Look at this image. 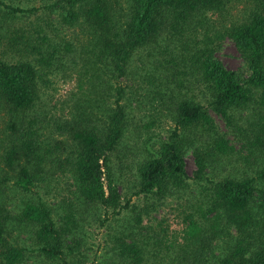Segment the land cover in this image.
<instances>
[{
  "label": "trees",
  "instance_id": "16d2710c",
  "mask_svg": "<svg viewBox=\"0 0 264 264\" xmlns=\"http://www.w3.org/2000/svg\"><path fill=\"white\" fill-rule=\"evenodd\" d=\"M33 1L0 0V118L8 131L0 135V264H23L28 254V246L9 234L16 227L29 229L30 251L45 264L103 263L80 254L74 205L93 217L104 214L102 224L129 206V200L120 204L111 157L133 120L118 79L128 78L139 51L149 62L146 84L159 76L152 89L157 87L158 104L173 125L155 149L147 143L146 155L136 162L134 195L142 206L130 204L127 223L107 234V261L152 264L136 238L142 235L139 212L176 201L184 214L178 242L170 247H177L178 256L162 263L264 264V0H45L38 7L29 4ZM237 5L242 6L234 15ZM44 15L61 27L84 29L91 62L117 83L100 116L87 112L83 120L59 126L70 147L41 138L44 120L33 108L42 68L53 60L77 62L78 48L56 29L20 25ZM224 37L243 59L244 77L214 55ZM31 52L44 66L34 63ZM245 110L248 129L238 124ZM240 139L251 158L240 172H234V163L222 175L219 167L234 156ZM188 150L195 166L191 176L183 160ZM58 170L70 179L72 200L52 207L41 191ZM9 192L20 203L8 207Z\"/></svg>",
  "mask_w": 264,
  "mask_h": 264
},
{
  "label": "rangeland",
  "instance_id": "374dc122",
  "mask_svg": "<svg viewBox=\"0 0 264 264\" xmlns=\"http://www.w3.org/2000/svg\"><path fill=\"white\" fill-rule=\"evenodd\" d=\"M29 4L36 7L44 6L46 1L34 0ZM29 4L27 6H30ZM241 6L237 5L233 8L234 15H237ZM44 16V18L29 17V19L23 20L20 25H24L26 28L27 22L28 24L33 22L34 26L37 24L42 28L56 29L59 36H64L65 39L73 42L75 47L78 48L77 56H75L77 62L74 63L69 59H65L62 60L63 63L53 60L50 66L41 64V66H44L42 68L43 75L36 82L37 100L33 108L36 113H40V118L44 120V128L40 130L41 138L48 142L54 139L69 145L71 141L68 139V134L62 128H59V126L62 127L67 123L75 124L83 120V116L87 112L100 116L110 87H116L117 83L111 80L108 71L98 69V64L91 62L90 54L92 51L88 50L92 47L88 45V36L84 29L79 27H61L58 25L57 20L53 19V16L51 18L46 15ZM80 49L81 52L83 51L82 54L79 53ZM85 50L87 53L84 54ZM145 54L146 52L141 51L136 53L132 58V67L128 78L118 79V82L125 88L126 95L131 101L133 120L131 121L129 130L124 134L117 152L113 153L111 157L112 174L114 184L120 195V204L123 205L129 200L128 205L130 206L133 203L136 209L141 204L140 198L134 195L136 190V162L139 158L146 155L148 149L147 143L150 149H155L173 125L169 112L158 104L157 98L159 95L156 94L157 87L156 90L155 88L152 89L154 84L158 86L159 76H156L149 84L145 82L147 77L145 71L149 65V62L145 59ZM30 55L34 58V63L40 66L38 63L40 56L37 53L32 54V52ZM214 55L226 69L233 70L243 77L247 74L243 59L231 39L227 37L220 39L216 44ZM100 96L104 97L103 101L92 102L91 99L97 98L99 100ZM248 115H250V112L245 110L242 113V119L238 122L242 129H248L249 123L247 120L251 119ZM4 124V120L1 117L0 135L2 132H8L5 130ZM144 148H146L145 151ZM234 151V156L229 157L228 160L223 162L224 165L219 167L222 175L228 174L231 170L230 165L234 163L236 164L234 172H240L244 168L242 162L246 163L245 158L250 157L247 156L248 150L245 151V144L241 139L234 142ZM261 157L263 158L262 155ZM183 160L184 168L187 174L191 176L195 170V166L189 150L183 155ZM259 163L257 161L255 165ZM246 170L245 174L252 175V169ZM46 178V185L41 191V195L52 207L72 200L70 187H68L70 179L65 172L54 171ZM194 189L192 190L197 192L196 186ZM18 197L16 194L13 195L9 192L7 206L10 207V204L20 203ZM176 204V201H172L155 210L152 208L139 212L138 219H140L141 228L138 231L142 235L136 238L141 244H143V240L146 257L148 254L152 264H166L165 262L178 256L174 252L178 250L177 247L174 249L170 247L171 245H176V242H178L176 239L180 235L182 216L184 214L183 212L180 213L182 210L181 206ZM129 206L122 208L120 213L112 216L113 219L109 218L111 220L108 219L109 221L107 220L102 224L101 220L104 214L99 212L93 217V213L89 209L85 208V211L81 212L83 209L79 205H74V216L79 224L78 234L82 236V240L80 241L81 246H79L80 254H83L89 261L92 260L96 263L103 262L100 264H112V262L107 261L109 256L107 249L111 245L107 234L112 232L113 228L117 230L118 226L121 228L123 223H127L126 217L130 215L127 214L133 213ZM87 211L90 213H86ZM16 229H11L9 232L10 236L17 244L24 245L25 247L28 246L27 249H29L23 264H45L35 251H30L33 246L27 237L29 229L24 228V230H21L17 227ZM153 235L154 237H152ZM166 257L167 260L162 263Z\"/></svg>",
  "mask_w": 264,
  "mask_h": 264
}]
</instances>
